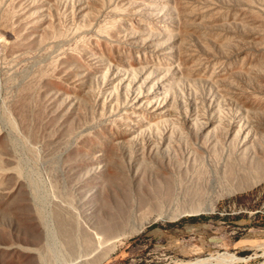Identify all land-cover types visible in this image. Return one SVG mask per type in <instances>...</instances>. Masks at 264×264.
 Segmentation results:
<instances>
[{
    "label": "rangeland",
    "instance_id": "374dc122",
    "mask_svg": "<svg viewBox=\"0 0 264 264\" xmlns=\"http://www.w3.org/2000/svg\"><path fill=\"white\" fill-rule=\"evenodd\" d=\"M246 112L259 136L255 152L225 137L227 123L232 133L245 131ZM146 113L156 115L148 121ZM161 135L175 156L159 170L125 142ZM107 138L98 181L91 164ZM245 148L256 166L218 193L212 210L168 218L144 206L124 222L126 236L108 237L114 246L97 264H174L217 253L227 260L201 264L264 261V0H0L1 241L42 238L45 222L43 257L66 264L67 234L56 225L66 210L81 228L106 221L149 189L198 173L215 157L244 156ZM0 253V264L35 260Z\"/></svg>",
    "mask_w": 264,
    "mask_h": 264
},
{
    "label": "bare ground",
    "instance_id": "6f19581e",
    "mask_svg": "<svg viewBox=\"0 0 264 264\" xmlns=\"http://www.w3.org/2000/svg\"><path fill=\"white\" fill-rule=\"evenodd\" d=\"M67 1V0H66ZM80 2V1H79ZM12 4V3H11ZM72 8V7H71ZM29 11V10H28ZM28 12H26L27 14ZM30 13V12H29ZM51 14V13H50ZM63 15V14H62ZM122 16V15H121ZM26 17V16H24ZM58 17V16H57ZM2 18V17H1ZM60 19V18H59ZM58 19V20H59ZM83 19V18H81ZM106 19V18H105ZM123 19V18H122ZM135 20V19H134ZM133 20V21H134ZM28 24V23H27ZM53 26V25H52ZM58 26V25H57ZM74 26V25H73ZM54 27V26H53ZM71 29V28H70ZM81 29V28H80ZM47 32V31H46ZM79 32V31H78ZM252 32V31H251ZM52 34V33H51ZM68 34V33H67ZM84 34V33H83ZM93 34V33H92ZM128 34V33H127ZM147 34V33H145ZM238 34V33H237ZM47 35V34H46ZM50 35V34H49ZM48 36V35H47ZM85 36V35H84ZM158 36V35H157ZM46 37V36H45ZM50 37V36H49ZM86 37V36H85ZM97 37V36H96ZM48 39V38H47ZM74 39V38H73ZM21 40V39H20ZM71 40V39H70ZM92 41V39H91ZM106 41V40H105ZM144 42V41H143ZM151 42V41H150ZM42 43V42H41ZM108 44V43H107ZM41 45V44H40ZM130 46V45H129ZM133 46V45H132ZM139 46V45H138ZM21 47V46H20ZM8 48V47H7ZM18 48V47H17ZM79 48V47H78ZM134 48V47H133ZM11 49V48H10ZM23 49V47H21ZM33 49V48H32ZM16 50V49H15ZM36 50V49H35ZM20 51V50H18ZM17 51V52H18ZM23 51V50H22ZM62 51V50H61ZM154 51V50H153ZM14 52V51H13ZM64 52V51H63ZM73 54V53H72ZM74 55V54H73ZM25 56V55H24ZM76 57V56H75ZM78 60V59H77ZM88 60V59H87ZM71 61V60H69ZM67 63V62H66ZM98 63V62H96ZM62 64V63H61ZM95 64V63H94ZM107 64V63H106ZM256 65V64H255ZM62 67V66H60ZM64 68V67H62ZM186 68V67H184ZM68 69V67H67ZM66 69V70H67ZM87 69V68H86ZM45 70V69H44ZM64 70V69H63ZM62 71V70H61ZM52 73V72H51ZM189 73V72H188ZM46 74V72H45ZM192 74V73H191ZM63 75V74H62ZM81 76V75H80ZM172 76V75H171ZM231 76V75H230ZM227 77V76H226ZM114 78V77H113ZM184 78V77H183ZM40 79V78H39ZM84 80V79H83ZM101 80V79H100ZM44 81V80H43ZM60 81V80H59ZM79 81V80H78ZM89 81V80H88ZM162 82V81H161ZM131 83V82H130ZM98 84V83H97ZM133 84V83H132ZM157 84V83H156ZM232 84V83H231ZM64 86V85H62ZM68 86V85H67ZM104 86L106 87V91L108 90V78L104 82ZM137 86V85H136ZM104 87V88H105ZM121 87V86H120ZM235 87V86H234ZM57 88V87H56ZM70 89V88H69ZM119 89V88H118ZM80 90V89H79ZM105 90V89H104ZM141 90V89H140ZM75 91V90H74ZM240 91V90H239ZM68 92V91H67ZM76 92V91H75ZM73 93V91H72ZM89 94V92H88ZM98 94V93H97ZM161 94V93H160ZM73 95H75L73 93ZM78 95V94H76ZM87 95V94H86ZM143 95V94H142ZM62 96V95H61ZM70 96V95H69ZM109 96V95H108ZM67 97V96H66ZM89 97V96H88ZM87 99L89 100V98ZM142 97V96H141ZM65 98V97H64ZM99 98V97H98ZM152 98V97H151ZM85 99V98H84ZM71 100V99H70ZM86 100V99H85ZM139 100V99H138ZM136 101V100H135ZM150 101V100H149ZM246 101V100H245ZM248 101V100H247ZM98 99L97 97L94 99V103H97ZM70 104V103H69ZM138 105V104H137ZM70 106H68L69 109ZM139 107V106H138ZM92 110V109H91ZM102 112H107L106 103L103 101L101 105ZM247 109H245L246 111ZM64 111V110H63ZM148 111V110H147ZM79 112V111H78ZM66 113V112H65ZM156 115L154 113H146L145 119L151 120L153 116ZM62 116V115H61ZM77 116V115H76ZM85 116V115H84ZM89 117V115H88ZM92 117V115H91ZM77 118V117H76ZM207 118V117H206ZM241 118H245L247 121V124L245 125V131L242 132V127H239L236 131L233 133L231 132L232 125L231 123H227L228 126L226 127V136L228 139H231L235 142H239L240 140L245 141L242 144L243 146L247 145V143H250L251 145L254 144L252 141L255 139H258L259 136H257L256 131V124L253 119H251L246 112L243 116H240ZM87 119V117H86ZM77 120V119H76ZM92 120V119H91ZM243 120V119H242ZM82 121V120H81ZM75 122V121H74ZM136 122V121H135ZM210 121H206L202 127L198 128L196 127L195 130L192 132V134L195 136V139L200 136L202 133L201 130L204 128L207 129L208 124ZM242 122V121H241ZM85 123V122H84ZM198 123V122H197ZM200 123V122H199ZM80 124V123H79ZM186 124V123H185ZM192 125V124H191ZM25 126V125H24ZM29 126V125H28ZM69 126V125H67ZM81 126V125H80ZM216 126V125H215ZM22 127V126H21ZM25 128V127H24ZM69 128V127H68ZM67 128V129H68ZM82 128V127H81ZM137 128V127H136ZM221 128V127H220ZM73 129V128H71ZM78 129V128H77ZM107 129V128H106ZM134 130V127L132 128ZM204 129V132L208 133ZM80 130V129H79ZM126 130V129H125ZM132 130V131H133ZM25 131V129H24ZM94 132V131H93ZM128 134L132 135L131 131H126ZM137 132V131H136ZM158 132V131H157ZM68 134V133H67ZM117 134V133H116ZM126 134V135H128ZM148 134V133H147ZM103 135V134H102ZM145 135V134H144ZM208 135V134H207ZM221 135V134H219ZM223 135V134H222ZM225 135V134H224ZM242 135V137H240ZM98 136V135H97ZM100 136V135H99ZM193 136V137H194ZM70 137V136H69ZM2 138V137H1ZM113 138V136H112ZM129 138V137H128ZM134 138V137H133ZM158 138V137H157ZM190 139V137H189ZM86 140V139H85ZM106 142L104 145H98L99 153H102L101 155H98L99 153H96L97 157L94 163L91 164L94 168V164L96 165L98 169V173H96L95 177L98 179H102L104 171L107 169V161L105 159V156L109 155V151L111 150V141L110 139H105ZM119 140V139H118ZM171 139L168 138L165 139V135H161L160 138L157 141H154L155 143H152L153 141L147 140L144 144L139 143L138 140H127L125 141L127 144V148H129L133 152L135 157H140L143 159V161L146 160V158L149 159V165L151 168L159 170L160 168H166L171 167L170 164H172V159L174 158L175 154H171L169 146V141ZM192 140V139H191ZM84 141V140H82ZM88 141V140H87ZM91 142V141H90ZM6 143V142H5ZM258 143V142H257ZM103 144V143H102ZM249 144V145H250ZM3 145V144H2ZM146 145V146H144ZM5 146V145H4ZM11 146V145H9ZM117 146V145H116ZM115 147V146H114ZM6 147H4L5 149ZM118 148V147H117ZM113 149V148H112ZM119 149V148H118ZM244 150V156L234 157L230 156L229 158H214L209 161L208 166L206 169L193 174H185V175H179L174 180L169 181V183H166L161 186L154 187L152 189H149L146 193L142 194V196L137 197L134 199V201L131 203V206H127L126 208H123V211L117 212L115 215H108V220L106 221H98L96 224H90L89 226L81 228L79 226V219L76 218V215L70 213L68 210H66V213L64 215H61L63 217L60 218V224L57 223L56 225L61 229L65 231L67 234V238L64 239V245H66V251L63 253L62 260L64 262L68 261L66 264H97L100 259L104 258L107 255V252L105 250V247L107 244H111L112 247L114 246V241L107 240L110 235H114V237L120 238L127 235L126 231L123 229L124 222L129 219L130 217H133L134 214L138 210L142 211V207L146 206L145 210H147V213L156 212L157 214H165L166 217H174L178 214L182 213H196L199 211H209L212 210L218 193H222V190L231 187L233 185H239L241 182H244L247 180V178L250 176L251 171L256 166V162L254 160L253 155L247 156V148ZM253 152L256 151V146L252 145ZM120 150H122L120 148ZM125 150V149H124ZM240 150V149H239ZM1 151V150H0ZM123 151V150H122ZM91 153V152H90ZM94 153V152H93ZM120 153V152H119ZM4 154V153H3ZM92 154V153H91ZM5 155V154H4ZM167 156V158L165 157ZM262 155V154H261ZM8 156V155H7ZM10 156V155H9ZM90 156V155H89ZM5 157V156H4ZM94 157V156H93ZM103 157V159H101ZM0 157V165L1 161H3ZM90 158V157H89ZM94 159V158H93ZM122 159V157H121ZM130 159V160H129ZM129 164L128 169L133 167V155L129 154ZM127 160V161H128ZM137 160V159H136ZM177 160V159H176ZM188 160V157H187ZM193 160V159H192ZM5 161V160H4ZM8 161V160H7ZM115 161V160H114ZM142 161V160H140ZM11 162V161H10ZM14 162V161H13ZM12 162V163H13ZM90 163V162H89ZM123 163V162H122ZM126 163V162H125ZM146 163V162H144ZM176 163V162H175ZM14 164V163H13ZM16 164V163H15ZM194 164V163H193ZM121 165V164H120ZM260 165V164H259ZM6 166V165H5ZM13 166V165H12ZM17 165L13 166L16 167ZM142 166V165H141ZM199 166V165H198ZM12 167V168H13ZM127 167V166H126ZM258 167V166H257ZM6 168V167H5ZM109 169V166H108ZM11 170V169H10ZM15 170V169H14ZM13 171V170H12ZM16 171V170H15ZM85 172V171H84ZM89 172V170H88ZM95 172V171H94ZM12 173V172H11ZM81 173V172H80ZM132 173V172H131ZM15 174V173H14ZM19 174V173H18ZM17 174V175H18ZM90 174V173H89ZM93 174V173H92ZM140 174V173H139ZM20 175V174H19ZM255 175V174H254ZM4 176V175H3ZM19 177V176H18ZM137 177V176H136ZM256 177V176H255ZM11 178V177H10ZM132 178V177H131ZM95 179V178H94ZM5 180V179H4ZM130 180V179H129ZM99 181V180H98ZM108 181V180H107ZM143 181V179H142ZM141 181V183H143ZM138 182V181H137ZM3 183V182H2ZM5 183V181H4ZM105 183V182H104ZM139 183V182H138ZM97 184V183H95ZM157 184V183H156ZM6 185V184H5ZM4 185V187H5ZM15 185V184H14ZM13 185V186H14ZM88 185V184H87ZM110 185V184H109ZM138 185V184H137ZM16 186V185H15ZM91 186V185H90ZM140 186V185H139ZM7 187V186H6ZM94 187V186H93ZM1 188V187H0ZM144 188V187H143ZM3 189V188H2ZM81 189V188H80ZM86 189V188H85ZM8 190V189H7ZM89 190V189H88ZM81 191V190H80ZM5 192V191H4ZM12 192V191H11ZM4 194V193H3ZM8 194V193H7ZM139 195V194H138ZM85 196V195H84ZM83 196V197H84ZM135 196V195H134ZM133 197V196H132ZM131 197V198H132ZM79 198V197H78ZM81 200V199H80ZM56 202V201H55ZM54 202V204H55ZM53 204V203H52ZM64 204V203H63ZM96 204V203H95ZM128 204V203H126ZM57 205V204H56ZM59 205H62L60 203ZM130 205V204H129ZM118 206V205H117ZM62 207V206H61ZM60 207V208H61ZM78 207V206H77ZM59 208V207H58ZM66 208V207H65ZM74 208V207H73ZM80 208V207H79ZM54 209V207H53ZM63 209V208H62ZM61 209V210H62ZM75 209V208H74ZM56 210V209H55ZM77 210V209H76ZM76 210L74 212H76ZM85 210V209H84ZM58 211V210H57ZM63 211V210H62ZM62 211H60L62 213ZM99 211V210H98ZM144 211V210H143ZM73 212V211H72ZM73 212V213H74ZM51 213V212H50ZM59 213V212H58ZM104 213V212H103ZM57 214V213H56ZM96 214V213H95ZM99 214V213H98ZM106 214V213H105ZM104 214V215H105ZM55 215V214H53ZM58 215V214H57ZM3 216V215H2ZM86 216V215H85ZM84 216V217H85ZM160 216V217H161ZM5 217V216H4ZM40 217V216H38ZM43 217V216H42ZM89 217V216H88ZM57 218V217H56ZM94 218V217H93ZM103 218V217H101ZM139 218V217H138ZM2 219V218H1ZM81 219V218H80ZM96 219V217H95ZM11 220V219H10ZM56 220V219H55ZM94 220V219H93ZM7 221V220H6ZM88 221V220H87ZM41 222V221H40ZM51 222V220H50ZM59 222V220H58ZM82 222V221H81ZM84 222V220H83ZM49 224V223H48ZM88 224V223H87ZM42 225L44 228V231L46 232V235L41 238H37L36 240L33 239H21L17 240L16 242H7V241H1L0 240V249L1 250H10V251H20V252H28L35 255V260L31 264H54L51 263L49 260H46L45 257H43V247L45 246V242L43 240L47 239V233H48V227L46 226L45 222H42ZM41 226V225H40ZM52 226V225H51ZM56 226V227H57ZM85 226V225H84ZM54 228V227H53ZM41 229V228H40ZM59 229V230H60ZM136 229H133L135 231ZM53 231V230H52ZM51 231V232H52ZM41 231H39L40 233ZM43 232V231H42ZM55 232V231H54ZM58 232V231H56ZM132 232V231H131ZM60 233V232H59ZM34 234V233H33ZM25 235V234H24ZM108 235V236H107ZM111 239V238H110ZM63 241V240H62ZM63 243V242H62ZM66 243V244H65ZM63 247V246H62ZM46 248V246H45ZM63 250V249H62ZM4 253V252H3ZM49 253V252H48ZM1 254V253H0ZM8 254V253H7ZM18 254V253H17ZM22 254V253H21ZM45 254V253H44ZM24 255V254H23ZM32 256V255H31ZM12 257V256H11ZM13 260V259H12ZM103 260V259H102ZM227 260V256L224 253H217L210 255L209 257L202 259V260H196V261H182L179 263L176 261L174 264H201L204 261H217L221 262ZM264 264V261L259 263Z\"/></svg>",
    "mask_w": 264,
    "mask_h": 264
}]
</instances>
